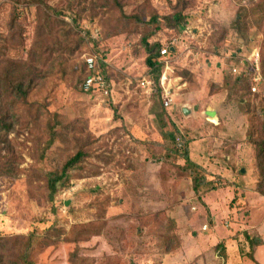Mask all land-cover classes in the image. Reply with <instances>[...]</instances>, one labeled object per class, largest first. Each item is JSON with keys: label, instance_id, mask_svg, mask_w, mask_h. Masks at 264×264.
Instances as JSON below:
<instances>
[{"label": "rangeland", "instance_id": "obj_1", "mask_svg": "<svg viewBox=\"0 0 264 264\" xmlns=\"http://www.w3.org/2000/svg\"><path fill=\"white\" fill-rule=\"evenodd\" d=\"M178 12L194 17L184 31L165 20ZM144 38L186 84L167 111L140 87L155 77ZM0 46L29 64L34 88L0 144V171L18 174H0L4 264H264V0H0ZM256 53L263 97L251 90ZM87 57L109 98L83 91ZM78 151L53 212L47 177Z\"/></svg>", "mask_w": 264, "mask_h": 264}, {"label": "trees", "instance_id": "obj_2", "mask_svg": "<svg viewBox=\"0 0 264 264\" xmlns=\"http://www.w3.org/2000/svg\"><path fill=\"white\" fill-rule=\"evenodd\" d=\"M243 11L247 12L246 9L243 8ZM246 15H243L242 13L238 14L237 20L233 24L234 27L238 30H240L242 26V20L245 19ZM194 17H191L190 15L183 16L181 12H178L174 17L166 18L165 20L168 21L169 26L171 28H177L180 31H184L188 25L191 23V19ZM47 19L51 20V17L47 15ZM155 21H157L155 19ZM63 25L68 28V32L70 35H73L75 33L73 31V28L69 26L67 23H63ZM41 32H44V28H41ZM143 42L145 43V48L148 53V59L147 64L151 71V73L155 76L154 77V84H155V93L159 96L160 92V80L163 75V63L161 62V59L164 58L162 53V47L159 44L156 45H150L148 43V39L144 38ZM38 51H40V48H33L31 49V53L29 58H35L37 57ZM168 53V51H167ZM0 66H2V71L0 73V144H4L7 146L10 144L11 140L10 137L12 134L15 133L16 129L18 128L19 122L21 120V115L19 116V111L25 106L28 105V99L31 93L34 91V88L32 86L33 81H30L29 77L32 75L31 70L29 68V64H26L25 62H17L12 61L10 59H7L5 57V53H3V47L0 46ZM87 73V72H86ZM88 77V73L86 74L83 82ZM263 83L259 85L262 86ZM252 88V83H251ZM93 95H100L103 96L99 92H93L91 93ZM253 94V93H251ZM262 96V93H254V96ZM110 97V96H109ZM107 97V98H109ZM160 97V96H159ZM261 98V97H260ZM172 140H175V137H171ZM254 146L257 150V159H258V172L260 175V191L262 192V195L264 196V126L262 128V136L259 140H256L254 142ZM50 147V146H48ZM182 152H184L185 156L188 154V144L183 142V147L180 148ZM84 152L78 151V153L71 157L66 164L64 165L61 172L49 174L47 177V183H48V191H49V202L52 206L53 212H56V197L58 193L66 187V182L68 180V173L69 171L75 169L79 164L82 162L84 158ZM186 170L189 171L193 179L196 183V189L199 190L202 180H200L198 172L201 171L200 167H198L195 163L190 161L188 158V155L186 156ZM4 172V173H3ZM7 172V173H6ZM9 172V173H8ZM8 174L11 176H17L16 171H13L12 168L5 169L4 171H0V174ZM199 183V184H198ZM39 238L35 235H31L30 239L28 240V248L37 242ZM251 245L254 247L258 243L257 240H250ZM1 252V250H0ZM25 264H35L34 262H30L27 260V255L24 256ZM0 264H4V258L2 255H0Z\"/></svg>", "mask_w": 264, "mask_h": 264}, {"label": "built area", "instance_id": "obj_3", "mask_svg": "<svg viewBox=\"0 0 264 264\" xmlns=\"http://www.w3.org/2000/svg\"><path fill=\"white\" fill-rule=\"evenodd\" d=\"M163 56L167 55V50H162ZM250 68L253 73L252 81V92L257 93L259 85L263 82L261 70H260V55L258 53L254 54L253 58L249 60ZM86 71L88 77L85 79L82 85V89L86 94H91L93 92H99L105 97L110 96V89L105 77L98 73L97 62L94 57H87L85 59ZM183 80L181 78H176L172 76L168 71H164L160 80V92L159 96L164 109L169 110L173 104L175 97L178 96V92H181L185 88ZM140 87L149 94L155 93V84L153 81L144 78ZM177 145L179 148L183 147V141L177 139ZM207 227L204 228L206 230Z\"/></svg>", "mask_w": 264, "mask_h": 264}, {"label": "water", "instance_id": "obj_4", "mask_svg": "<svg viewBox=\"0 0 264 264\" xmlns=\"http://www.w3.org/2000/svg\"><path fill=\"white\" fill-rule=\"evenodd\" d=\"M184 113H185V115H189L190 114L187 110H185ZM217 115H218L217 111H207L206 112V116L211 118V119L217 118Z\"/></svg>", "mask_w": 264, "mask_h": 264}]
</instances>
